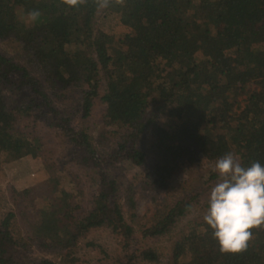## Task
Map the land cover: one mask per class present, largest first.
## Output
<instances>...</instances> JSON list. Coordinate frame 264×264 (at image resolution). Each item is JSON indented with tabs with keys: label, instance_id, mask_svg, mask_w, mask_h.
Here are the masks:
<instances>
[{
	"label": "trees",
	"instance_id": "obj_1",
	"mask_svg": "<svg viewBox=\"0 0 264 264\" xmlns=\"http://www.w3.org/2000/svg\"><path fill=\"white\" fill-rule=\"evenodd\" d=\"M33 10L41 13L36 21L28 16ZM102 17L127 30L97 27ZM6 39L20 49L13 56L0 51V156H41L53 192L11 189L15 210L0 219V264H79L80 241L100 227L121 237L119 264H152L161 253L137 246L139 237L168 235L197 195L153 197L152 211L139 216L145 191H165L191 156L216 162L230 152L245 168L264 166V0H110L103 9L95 0L76 7L0 0V40ZM70 97H78L75 118L55 105ZM98 101L111 130L95 135L84 125ZM44 116L71 147L67 168L43 159L44 140L23 120ZM148 133L154 162L123 190L116 164L143 165L147 152L138 141ZM73 166L90 176L89 208ZM209 176L221 179L213 170ZM207 211L188 221L169 264H264V224L249 229L246 250L221 252ZM34 251L50 257L31 258Z\"/></svg>",
	"mask_w": 264,
	"mask_h": 264
},
{
	"label": "rangeland",
	"instance_id": "obj_2",
	"mask_svg": "<svg viewBox=\"0 0 264 264\" xmlns=\"http://www.w3.org/2000/svg\"><path fill=\"white\" fill-rule=\"evenodd\" d=\"M106 27L109 31H126L127 28L120 25L117 18L108 17L106 20L102 17L97 23L98 26ZM20 49L18 43L13 39L0 40V51L8 56L15 55V52ZM78 97H70L60 103L55 104L62 112L63 115H75ZM245 96H241V99ZM20 96L16 102L23 100ZM12 102V101H11ZM16 102H12L16 104ZM245 102L242 103V107ZM237 111L240 109L235 108ZM105 112V105L98 101L91 116L85 119L84 127H87L93 134L107 130L110 127H105L103 116ZM27 119V120H26ZM34 128L37 133L42 137L45 142V152L43 155L44 160L53 161L59 165H65L64 168L69 167L67 159L72 155L70 153L69 145L66 141L59 138L56 130L48 126L47 121L50 119L44 116L36 120L34 117L23 119ZM151 133L142 136L138 141V146L147 152L146 162L137 166L127 159L119 160L116 164V176L123 188L129 187V182L134 181V186L137 180H140L146 173V170L153 164L154 156L151 147ZM46 156V158H45ZM216 162H210L202 157L191 156L189 160L183 165L181 170L172 179L168 188L165 191L153 193L151 190L145 191L146 197L138 202L137 212L139 216L145 213H150L152 210L148 207V201L151 198L157 197L159 200L166 199L172 202L189 197L196 196L194 205L189 213L184 216L172 229V231L162 237H146L140 238L137 246L141 248L154 247L160 251V257L157 262L152 264H169V257H171V250L173 243L178 239L182 233L188 229V221L197 214L206 213V203L209 202L210 193L212 188L216 185L217 181L210 177L211 170L214 169ZM73 169L79 170L82 176V183L85 191V206L89 208L92 201L93 185L87 170L83 167L73 166ZM42 162L41 156L30 155L22 160L11 161L4 155L0 156V219L12 208H15L11 192L15 186L16 189L23 190L31 188L34 194L38 196L49 195L53 192L52 184L47 181L48 171ZM136 188V187H135ZM122 190V189H121ZM125 192L120 195L122 201ZM29 197V196H28ZM40 201H34L32 206L37 207ZM15 210V209H14ZM17 210V209H16ZM18 233V232H17ZM77 249V253L81 257L79 264H119L120 258L124 256V251L121 245V237L114 233L110 228H94L92 229L81 241ZM39 260L43 257H50L44 255L42 252L34 251L30 256ZM138 264H145L143 261H138Z\"/></svg>",
	"mask_w": 264,
	"mask_h": 264
},
{
	"label": "clouds",
	"instance_id": "obj_3",
	"mask_svg": "<svg viewBox=\"0 0 264 264\" xmlns=\"http://www.w3.org/2000/svg\"><path fill=\"white\" fill-rule=\"evenodd\" d=\"M98 9L107 8L110 0H95ZM68 6L76 7L85 0H63ZM122 4L123 0H115ZM41 13H28L36 21ZM213 171L221 179L212 188L209 208L204 220L214 229L221 252L238 253L246 250L252 236L249 229L264 224V166L254 162L243 167L233 153L220 157Z\"/></svg>",
	"mask_w": 264,
	"mask_h": 264
}]
</instances>
